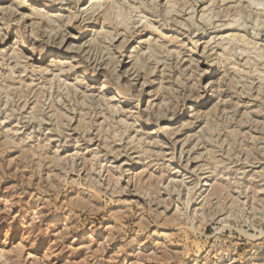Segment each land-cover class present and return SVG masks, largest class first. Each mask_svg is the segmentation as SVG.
I'll list each match as a JSON object with an SVG mask.
<instances>
[{"label":"rangeland","instance_id":"374dc122","mask_svg":"<svg viewBox=\"0 0 264 264\" xmlns=\"http://www.w3.org/2000/svg\"><path fill=\"white\" fill-rule=\"evenodd\" d=\"M0 264H264V0H0Z\"/></svg>","mask_w":264,"mask_h":264},{"label":"bare ground","instance_id":"6f19581e","mask_svg":"<svg viewBox=\"0 0 264 264\" xmlns=\"http://www.w3.org/2000/svg\"><path fill=\"white\" fill-rule=\"evenodd\" d=\"M52 61H56V59L55 58H51L50 62H52Z\"/></svg>","mask_w":264,"mask_h":264}]
</instances>
